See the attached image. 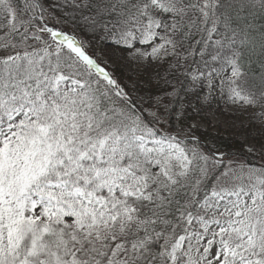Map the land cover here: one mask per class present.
<instances>
[{"label": "snow or ice", "instance_id": "6c2138e0", "mask_svg": "<svg viewBox=\"0 0 264 264\" xmlns=\"http://www.w3.org/2000/svg\"><path fill=\"white\" fill-rule=\"evenodd\" d=\"M0 264H264V0H0Z\"/></svg>", "mask_w": 264, "mask_h": 264}, {"label": "rangeland", "instance_id": "374dc122", "mask_svg": "<svg viewBox=\"0 0 264 264\" xmlns=\"http://www.w3.org/2000/svg\"><path fill=\"white\" fill-rule=\"evenodd\" d=\"M227 109L222 108L221 112L215 113L212 115L211 124L204 125V129H208L209 126L214 132H227V133H236L247 143H254L251 137L257 136V132L254 128L248 127V120L246 116H242L239 112H236L235 115H224L222 114Z\"/></svg>", "mask_w": 264, "mask_h": 264}, {"label": "trees", "instance_id": "16d2710c", "mask_svg": "<svg viewBox=\"0 0 264 264\" xmlns=\"http://www.w3.org/2000/svg\"><path fill=\"white\" fill-rule=\"evenodd\" d=\"M119 74V70H118ZM126 79V75H125ZM206 124H208L206 122ZM202 137L203 143L212 150H219L222 152H234L240 147V143L245 141L236 133L227 132H214L209 126L208 129L202 128L200 132L197 133ZM251 139V138H250Z\"/></svg>", "mask_w": 264, "mask_h": 264}]
</instances>
